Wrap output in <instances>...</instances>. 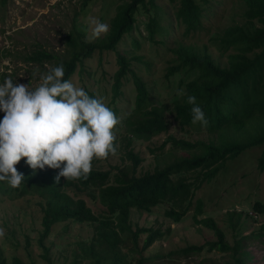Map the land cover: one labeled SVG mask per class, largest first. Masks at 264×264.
<instances>
[{"label":"rangeland","instance_id":"374dc122","mask_svg":"<svg viewBox=\"0 0 264 264\" xmlns=\"http://www.w3.org/2000/svg\"><path fill=\"white\" fill-rule=\"evenodd\" d=\"M124 1L127 0H0V84L10 76L14 83H30V87L35 88L40 82V74L46 72L49 66H55V63L30 61L28 55L44 50L70 59L73 51L67 43L70 35L80 34L86 42L95 41L97 38L91 35L90 20L95 18L110 28L117 7ZM155 2L163 8L162 18H158L165 28H169V33L164 31L156 35L155 43L149 41L147 24L156 17V13L149 7L148 11L140 7L135 14L133 31L124 36L115 51H94L82 59V64L69 79L87 93H94L115 112L120 121L114 129L115 142L119 144L117 151L115 155L109 154L107 158L100 159L95 167L101 170L125 164L122 157L126 158L120 152L121 141L128 135L124 120L133 109L136 94L133 78L128 75L122 81L118 97L114 98L113 77L119 68L117 53L128 58L140 57V61L133 63L135 72L148 83L153 102L167 108L180 98L178 92L182 90L183 93V88L178 86V74L169 80L165 78L166 68L175 58L169 48L175 46L177 41L197 48L207 45L208 53L214 60L225 65L227 55L233 50L219 49L213 38L224 28L243 20L244 6L240 0H213L204 8L202 30L191 40L182 36L184 28L177 26L174 16L176 8L169 5V0ZM135 40L139 43L138 48H133ZM3 115L0 111V119ZM166 119L171 125L167 132L154 135L149 140L133 139L132 148L143 160L137 169L139 175L166 167L178 157L203 154L205 144L219 142L218 134L209 133L199 122L180 129L174 114L167 112ZM169 136L195 146L183 149L167 143L162 147ZM263 151L264 145L257 146L234 160H228L210 182L203 180L206 170L201 168L185 174L186 182L201 180L202 185L198 189H194L195 185L190 188L191 202L185 204L189 206L188 211L178 222L165 215V211L171 209L166 203L153 207L150 212L132 209L134 228H152L161 236L144 250L146 234H140L138 247L132 236L125 234L120 245L125 264H137L141 258L146 260L144 264H224L232 261L234 258L231 254L208 250L206 244L217 238L214 231L195 222L198 201L202 202V214L198 215V219H213L231 246L243 239L244 250L249 252L245 264H264V236L257 237V234L263 233L264 213L255 210V206L264 203V171L258 167ZM173 180L177 182L179 179L175 177ZM10 194L4 190L0 192V228L5 231L4 236L0 237L2 256L9 263L16 256L27 264H47L42 258L45 252L37 243L41 230L38 196L31 192L21 196ZM88 205L95 212L99 211V207L89 201ZM92 236L93 227L90 224L71 221L56 225L45 242L50 247L52 264H74L72 250L75 247L79 249V243L89 242ZM190 246L205 248L201 252H189L187 249ZM87 263L83 261L81 264Z\"/></svg>","mask_w":264,"mask_h":264},{"label":"trees","instance_id":"16d2710c","mask_svg":"<svg viewBox=\"0 0 264 264\" xmlns=\"http://www.w3.org/2000/svg\"><path fill=\"white\" fill-rule=\"evenodd\" d=\"M211 1L213 0H169V5L176 8L174 16L177 26L184 28V38L192 40L202 30L203 11ZM240 1L244 6L243 20L229 25L213 38L219 49L233 50L227 55L225 65L214 60L208 53L207 45L197 48L195 45L177 41L175 46L169 48L175 58L167 66L165 78L169 80L178 74V86L183 88V94L170 107L156 105L147 88L148 83L135 72L133 63L140 61V57L128 58L117 53L119 68L113 77L114 98L118 97L122 81L128 75L133 78L136 93L133 109L124 120L128 135L121 141L120 152L127 159L122 157L125 164L101 170L95 167L100 159L94 158L87 180L67 181L61 177L57 184L54 178L59 169L45 167L42 170H33L22 159L16 165L18 172L25 177L22 183L13 188L0 181V192L4 190L9 195L15 193V196L31 192L38 196L41 230L37 243L45 252L42 258L47 264L52 262L46 240L56 225L71 221L93 227L91 240L79 243V249L75 247L72 250L74 264H81L83 261H87V264H125V258L120 251L125 234L132 236L136 247L140 234H146L142 248L144 250L161 236L160 232L153 231L152 228H134L131 222L132 209L150 212L153 207L166 203L171 209L166 210L165 215L178 222L188 211L189 206L185 204L191 202L190 188L195 185L194 189H198L202 185L201 180L186 182L189 172L199 168L206 170L203 180L210 182L228 160H234L248 149L264 145V0ZM140 7L146 11L149 7L156 13V17L151 18L147 24L148 39L155 43L156 35L164 31L169 33V28H165L158 18H162L163 8L155 0H127L117 7L110 21L109 31L104 37L86 42L80 34L70 35L67 42L73 48L70 59L44 50L35 51L27 59L49 61L55 63V66L62 63L63 79L69 80L86 56L96 50L115 51L124 36L133 31L136 24L135 14ZM138 45L135 40L133 48H138ZM89 95L97 98L94 93ZM189 95L196 97L197 104L204 111L208 121L205 126L207 131L218 134V144H205L203 154L178 157L166 167L139 175L137 169L143 160L132 148L133 139L149 140L154 135L167 132L171 126L166 119L167 112L174 114L180 129L192 125V105L186 102ZM167 143L183 149L195 146L174 136H169L162 147ZM258 167L264 171V151ZM183 173L186 175L183 176ZM175 177L179 179L177 182L173 180ZM83 196L94 206H98L99 211L95 212ZM255 210L264 213V203L255 206ZM201 212L202 202L198 201L195 222L214 231L217 238L216 241L206 244L208 250L231 254L234 259L224 264H245L249 252L244 250L243 239L231 246L213 219L197 218ZM261 229L263 233L257 234V237L264 236V224ZM203 248L205 246H190L187 251L201 252ZM145 261L141 258L137 264H144ZM0 264L27 263L16 256L9 263L0 249Z\"/></svg>","mask_w":264,"mask_h":264},{"label":"clouds","instance_id":"9594fccd","mask_svg":"<svg viewBox=\"0 0 264 264\" xmlns=\"http://www.w3.org/2000/svg\"><path fill=\"white\" fill-rule=\"evenodd\" d=\"M90 26L93 38L109 31L108 24L95 18ZM63 77L61 63L41 73L35 88L14 83L10 76L0 84V181L13 188L25 179L16 167L22 159L33 170L59 169L58 184L61 177L87 180L94 158L117 151L114 129L120 121L115 112ZM186 102L192 105V123L207 126L196 97L189 95ZM4 234L0 228V237Z\"/></svg>","mask_w":264,"mask_h":264}]
</instances>
